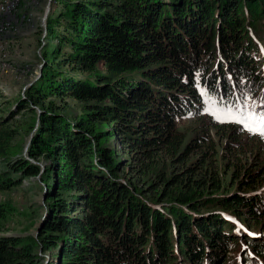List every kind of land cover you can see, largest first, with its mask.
Segmentation results:
<instances>
[{
	"label": "trees",
	"instance_id": "trees-1",
	"mask_svg": "<svg viewBox=\"0 0 264 264\" xmlns=\"http://www.w3.org/2000/svg\"><path fill=\"white\" fill-rule=\"evenodd\" d=\"M37 29L42 77L18 109L50 163L0 119V190L40 178L46 211L38 237L0 235V264H264V138L246 130L264 0H52Z\"/></svg>",
	"mask_w": 264,
	"mask_h": 264
},
{
	"label": "rangeland",
	"instance_id": "rangeland-1",
	"mask_svg": "<svg viewBox=\"0 0 264 264\" xmlns=\"http://www.w3.org/2000/svg\"><path fill=\"white\" fill-rule=\"evenodd\" d=\"M48 3L49 0H16L15 12L9 16H0V22L5 21L9 24L7 26L4 23V26L0 27V30L3 28L0 36V119L7 122L6 125L10 129L16 131L13 141L14 150L20 151L28 159H30L28 150L35 134L30 127L34 113L29 109L19 111L18 105L22 100L28 99V89L42 77L44 63L40 61V58L42 48L46 43L47 31L46 34L45 31L44 33L38 32L37 27L41 20L44 26L42 17ZM59 105L63 106V104ZM31 107L35 108L39 114L42 113L39 106L32 105ZM209 111L219 120L239 121L238 117L230 112H219L212 106ZM64 113L74 121V118L82 113L80 103L69 100L68 109ZM191 124L196 126L191 119L182 123L185 126ZM112 144L113 142L110 141L109 145ZM223 148H225L223 145L219 147L220 156ZM30 160L39 164L42 171L50 163L44 157L38 161ZM249 161H252V157H249ZM122 180H125V176H122ZM41 183L40 178H30L25 179L20 187L8 191L0 190V202H9L13 207L4 222V232L0 235L38 237L40 218L46 211L43 208L46 198L42 192Z\"/></svg>",
	"mask_w": 264,
	"mask_h": 264
},
{
	"label": "snow or ice",
	"instance_id": "snow-or-ice-1",
	"mask_svg": "<svg viewBox=\"0 0 264 264\" xmlns=\"http://www.w3.org/2000/svg\"><path fill=\"white\" fill-rule=\"evenodd\" d=\"M232 122L239 123V121ZM246 130H248L251 134H259L262 138H264V114L255 115V119L252 121L251 124L247 125Z\"/></svg>",
	"mask_w": 264,
	"mask_h": 264
},
{
	"label": "bare ground",
	"instance_id": "bare-ground-1",
	"mask_svg": "<svg viewBox=\"0 0 264 264\" xmlns=\"http://www.w3.org/2000/svg\"><path fill=\"white\" fill-rule=\"evenodd\" d=\"M15 10H16V0H0V16L4 17V15H11L15 12ZM4 23L7 24V26L9 25L5 21H1L0 27H3ZM2 32H3V28L2 30H0V36Z\"/></svg>",
	"mask_w": 264,
	"mask_h": 264
},
{
	"label": "water",
	"instance_id": "water-1",
	"mask_svg": "<svg viewBox=\"0 0 264 264\" xmlns=\"http://www.w3.org/2000/svg\"><path fill=\"white\" fill-rule=\"evenodd\" d=\"M51 2H52V0H49V3L47 5V8H46V11H45V14H44V18H43L44 27H46V20L48 18L50 10H51ZM45 34H46V30H45Z\"/></svg>",
	"mask_w": 264,
	"mask_h": 264
},
{
	"label": "built area",
	"instance_id": "built-area-1",
	"mask_svg": "<svg viewBox=\"0 0 264 264\" xmlns=\"http://www.w3.org/2000/svg\"><path fill=\"white\" fill-rule=\"evenodd\" d=\"M13 10V9H12Z\"/></svg>",
	"mask_w": 264,
	"mask_h": 264
}]
</instances>
